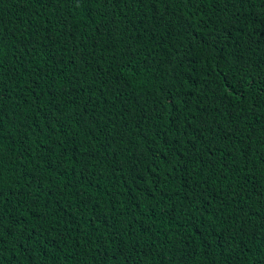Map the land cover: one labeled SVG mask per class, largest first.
Segmentation results:
<instances>
[{"label": "trees", "instance_id": "16d2710c", "mask_svg": "<svg viewBox=\"0 0 264 264\" xmlns=\"http://www.w3.org/2000/svg\"><path fill=\"white\" fill-rule=\"evenodd\" d=\"M0 264H264V0H0Z\"/></svg>", "mask_w": 264, "mask_h": 264}]
</instances>
